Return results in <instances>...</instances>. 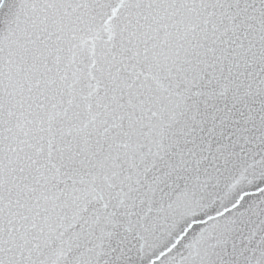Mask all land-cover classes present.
Segmentation results:
<instances>
[{
	"label": "snow or ice",
	"instance_id": "obj_1",
	"mask_svg": "<svg viewBox=\"0 0 264 264\" xmlns=\"http://www.w3.org/2000/svg\"><path fill=\"white\" fill-rule=\"evenodd\" d=\"M0 264H264V0H0Z\"/></svg>",
	"mask_w": 264,
	"mask_h": 264
}]
</instances>
